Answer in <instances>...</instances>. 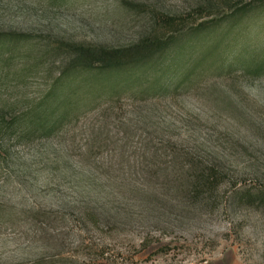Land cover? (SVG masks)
I'll use <instances>...</instances> for the list:
<instances>
[{
  "label": "rangeland",
  "instance_id": "1",
  "mask_svg": "<svg viewBox=\"0 0 264 264\" xmlns=\"http://www.w3.org/2000/svg\"><path fill=\"white\" fill-rule=\"evenodd\" d=\"M174 29L144 74L186 58L178 88L184 65L168 91L122 82L58 134L9 143L0 264H264V0H0V32L27 35L0 34V107L46 92L66 42Z\"/></svg>",
  "mask_w": 264,
  "mask_h": 264
},
{
  "label": "trees",
  "instance_id": "2",
  "mask_svg": "<svg viewBox=\"0 0 264 264\" xmlns=\"http://www.w3.org/2000/svg\"><path fill=\"white\" fill-rule=\"evenodd\" d=\"M252 1H242L233 7L230 13L245 8ZM200 9V8H199ZM202 11V10H201ZM164 18L175 20L176 16L165 15ZM170 20V21H171ZM211 19H201L191 23L188 29L199 32L205 22ZM183 29L179 30V33ZM176 30H170L166 36H146L140 41L129 46H106L85 44L74 41L66 42L70 48V55L64 62L58 75L53 78L46 92L34 98L23 109L9 111L6 106L0 107V159L6 158L10 142L31 141L43 139L58 134L74 118L92 107L97 97L104 92H117L122 87V82L132 86L141 85L140 92L168 91L171 82L164 77V73L171 70L174 65L180 68V78L174 88H178L191 69L185 67L186 58L181 60L178 55L157 68V72L151 77L147 76L145 69L153 66L152 60L158 51L164 49L175 39ZM0 34L4 38L19 40L25 39V33L4 31ZM1 39V38H0ZM209 51V50H208ZM189 60V59H188ZM157 63V61H156ZM197 63L194 62L193 65ZM260 64L257 70H262ZM178 71V69H175ZM147 76V77H144ZM150 79V80H149ZM189 264V263H182Z\"/></svg>",
  "mask_w": 264,
  "mask_h": 264
}]
</instances>
